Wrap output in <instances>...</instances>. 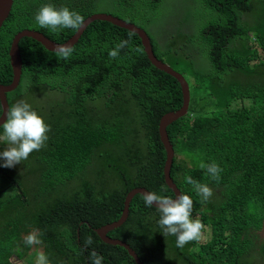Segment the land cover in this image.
Segmentation results:
<instances>
[{"label": "trees", "instance_id": "obj_1", "mask_svg": "<svg viewBox=\"0 0 264 264\" xmlns=\"http://www.w3.org/2000/svg\"><path fill=\"white\" fill-rule=\"evenodd\" d=\"M169 1L15 0L13 7L67 6L84 22L104 9L150 33L157 57L189 83L188 111L167 126L175 152L172 177L181 192L192 197V217L212 229V241L197 253L196 241L180 248L173 240L175 258L169 250L151 258L143 248L159 230V214L137 193L130 206L135 234L126 243L145 264H257L255 233L264 227V0H185V12L178 17L176 13V20L184 16L185 21L180 18L177 23L187 29L165 36L162 47L149 30L164 20ZM31 15L24 13L20 22L7 19L0 29L2 84L14 81L11 49L18 32L35 30L63 44L80 29L44 30ZM129 33L96 21L67 60L32 38L21 40L23 78L8 94L10 107L27 98L50 125L45 145L31 156L40 155L34 173L41 172L49 186L37 191L40 203L24 217L21 233L26 237L38 231L50 264H92L93 250L103 258L102 264H136L126 249L106 245L94 229L121 216L126 196L139 186L152 191L164 185L167 192L159 194L176 197L164 179L167 154L159 122L166 112L182 107L181 86L150 61L134 33L117 58L109 57ZM136 46L143 51H134ZM50 90L59 95L58 106L44 100L41 91ZM3 111L0 99V115ZM128 136L134 145L128 146ZM204 144L230 161L231 171L220 181L211 182V177L194 171ZM1 171L4 177L16 173L13 167ZM185 176L213 185L212 197L204 201ZM125 226L109 236L118 239ZM22 235L13 247L16 251L0 264H34L33 246L25 244ZM258 253L264 256V245Z\"/></svg>", "mask_w": 264, "mask_h": 264}, {"label": "clouds", "instance_id": "obj_2", "mask_svg": "<svg viewBox=\"0 0 264 264\" xmlns=\"http://www.w3.org/2000/svg\"><path fill=\"white\" fill-rule=\"evenodd\" d=\"M14 1L15 0H12V2L7 5L9 6L8 12H5L1 10L0 8V23L2 24L0 26V29L7 19H13L14 21L20 22L22 20L24 13L26 15L28 13H31L32 14L31 19H35V22L39 25L41 29L51 30L52 32H55V33H59L60 31H66V29L68 28L78 30L85 23L84 17L79 12L71 10L67 6L59 7L53 4H45L42 6L39 4V5L31 6L30 8H25L20 5H15L13 7ZM3 2L4 0H0V5L3 4ZM169 2L164 7L165 16L162 22H165L167 18V15L169 12ZM181 11L182 10L177 12V17L182 15L185 12V11H182L183 13L180 14ZM179 19L180 18L175 20L174 24L177 23ZM127 23H131V22H127ZM131 24H134V23H131ZM152 29L155 30V28H152ZM25 30L35 31L31 29L21 30L13 37L14 41L16 37ZM35 32H38V31H35ZM38 33L43 34L41 32H38ZM148 34L151 37L149 32ZM160 37H165V36L161 35ZM28 38H31V37H28ZM131 39H132V33H129L128 39L120 41L115 46V48L109 51L108 53L109 57L112 59L117 58L119 55L120 49L127 46ZM51 41L57 46L53 50V53L56 57H58L59 59H65V60L71 57L74 50L71 46L67 45L69 41L63 44L56 43L53 40ZM152 43H153V40H152ZM153 46H154V43H153ZM133 50L138 53L143 51V49L139 46H136ZM144 53L147 54V51H145V48H144ZM11 62H12V58H11ZM22 78H23V75H22ZM14 80H15V77H14ZM2 85H5V84H2ZM5 86H9V85H5ZM20 86H21V83H20ZM183 103H184V100H183ZM0 127H2L3 129V130L0 129V143L7 144V147L2 152H0V158H2L4 161L2 166L5 168L14 167L16 164H19L22 161L27 160L29 155L33 151L40 150L45 145V142L48 139L47 133L50 131V125L46 123L45 117L43 118L41 114H39L36 110H34V108H32L29 103L23 100H20L16 102L13 106L9 107L7 114H6V120L5 122H3L2 125H0ZM204 146H205V151H204V154L202 155L201 162L199 166L194 169V171L199 176L207 175L211 177V182L220 181L222 175H226L227 173L231 171L230 161L218 149L212 148L211 144H204ZM174 156H175V152H174ZM184 157L186 158L184 159V161H187V166L189 167V160L186 156ZM165 165H166V162H165ZM172 169H173V166H172ZM172 169H171V177H172ZM164 170H165V166H164ZM16 177L18 178L20 176L16 174ZM164 179H165V174H164ZM184 179L186 183L191 184L194 187L197 195L201 196L204 201H207L212 197L213 191H214L213 185L212 187H209L208 184H203L206 182H203L197 179L199 182L198 183L197 181L193 180L191 176H185ZM165 183H166V180H165ZM166 185L168 186L167 183ZM138 188H142L145 191V193L142 196V199L145 205L148 207L154 206L155 208H157V211L159 214L158 216L159 230L157 234L153 238H151L148 241L147 245H145V247L143 248V251L147 253L151 258H155V256L162 257L165 250L166 251L169 250V244L172 245L173 240H176V245L177 247H180V248H183L187 243L191 241H196L197 248H199L197 249V251L200 250L202 247H205L209 244L208 243L206 245H202V240L208 235L210 228L205 227L199 217H192L193 199L190 195L183 194L178 187L177 188L179 189L180 194L179 195L175 194L176 197L159 194L160 192L161 193L167 192V188L164 185L161 186L160 189H156V190L152 189V191L148 190L147 188H144L143 186H139ZM138 188H135V189H138ZM169 189L172 191L170 187ZM121 216L117 217L115 220L111 221L108 224H111L114 221H117L118 219H120ZM125 224H126L125 230L123 234L119 236L118 239H113L109 236L110 233L116 232V230L122 228ZM106 225H103V226H106ZM120 228H117L113 230V232H110L108 234V237L111 238L112 240H117V241L124 243L125 247H122V248L128 251L129 255L134 259L136 264H138V262H140V264H145L142 261L139 253L135 249H133L129 244L126 243L127 241L131 240L135 234V224H134L133 216L130 213V209H129V215H128L126 222ZM97 229H94L95 234H96ZM157 235H159V239L156 238ZM24 243L29 246H33V247L35 246L34 252H37L36 245H39L42 243V240L40 239V234L38 233V231L34 230L30 232L24 238ZM91 243H92V240L89 237V239L86 241V244L90 245ZM110 246H113V245H110ZM135 246L138 249H140L139 245H135ZM114 247H119V246H114ZM131 251L133 255L131 254ZM90 258L92 260V264H102L103 258L96 251L93 250L90 253ZM35 264H50L47 255L43 251L38 252L36 256Z\"/></svg>", "mask_w": 264, "mask_h": 264}, {"label": "rangeland", "instance_id": "obj_3", "mask_svg": "<svg viewBox=\"0 0 264 264\" xmlns=\"http://www.w3.org/2000/svg\"><path fill=\"white\" fill-rule=\"evenodd\" d=\"M184 3L185 0H171L169 2V12L165 22L159 23L155 27V30H149L151 34L160 41L162 47L164 46V37H160L158 33L163 36L174 37L178 29H187L186 25H183L182 27L181 25H178V23L174 24L176 20V13L182 9ZM102 10L103 13H107V10ZM182 13L183 12L181 11L180 14ZM180 18H182L183 22L185 21L184 16H181ZM163 51H166V48L163 49ZM41 93L43 94L44 100L46 99L47 104H50L52 106L59 105V95L56 94L54 90L46 91L45 94L41 91ZM23 101H26L32 107V104L29 99L24 98ZM128 126L133 125L129 124ZM127 140L128 146L135 144V140L132 136H128ZM3 150L4 148L0 144V152H2ZM34 154H36V152L33 151L28 157L29 160H24L13 167L16 174L21 177L20 179H18L12 173V177L3 176V171H1V168H7L2 166L4 161L2 158H0V259L2 261H7V257L10 256L12 252L16 251V249H13V247L15 245L16 240L19 239L22 235L21 225L23 223V219L28 214L30 209L33 208L34 205L40 203L41 196L37 194V191L45 189L49 186L47 181H45L44 178L41 176V172L34 173V170L37 169L39 166L40 158L39 154L32 158L31 156ZM183 159L186 158L183 156ZM43 165L46 167L45 163H43ZM12 180H14L15 182H12ZM4 190L7 191L4 192ZM255 236V244L258 248H256L253 254H255V258L258 257L259 264H264V256H261L258 253L259 247L264 245V227L263 229L259 230V232H256ZM22 237L24 242L25 235H22ZM211 241L212 229L209 230L208 235L202 240V245H206ZM44 249V245H39L37 248V253L40 251L45 252ZM198 252H200V250H198L197 253ZM169 256L175 258V253L173 252V246H171V244H169ZM33 257L34 258L32 260L35 264L36 254H33Z\"/></svg>", "mask_w": 264, "mask_h": 264}, {"label": "water", "instance_id": "obj_4", "mask_svg": "<svg viewBox=\"0 0 264 264\" xmlns=\"http://www.w3.org/2000/svg\"><path fill=\"white\" fill-rule=\"evenodd\" d=\"M11 2L12 0H4L3 4L0 5L1 10L8 12L9 6L7 5L10 4ZM96 21H105L119 28L126 29L132 33H136L141 38L143 46L145 48V51H147L150 61L159 70L175 78L181 86V91H182L183 100H184L182 107L177 110H173V111L165 113L164 115H162L160 122H159L160 136H161L162 142L167 152V161H166L165 170H164L165 180L168 186L172 189V191L175 192L176 195H179L180 191L171 177V169H172L173 160H174V149L169 139L167 126L172 121L176 120L180 116H183L188 111L189 103H190L189 84L186 78L181 73L174 70L169 64L165 63L163 60L159 59L156 56L154 46L152 43V39L149 36L147 31L137 27L134 24L127 23L126 21L120 18L114 17L108 13H97L91 16L90 18H88L85 21V23L82 25V27L79 29V31L72 37V39L69 41L67 45L74 47L81 40V38L85 34L88 27ZM1 25L2 24L0 23V26ZM25 37H31V38L36 39L38 42H40L50 51H53L57 47L51 40H49L43 34H40L35 31L25 30L16 37L13 43V46H12V51H11L12 66H13V70L15 74L14 83L9 86H5L0 83V98L2 99L3 109H4L3 114L0 116V125H2L3 122H5L6 114L10 107L7 94L19 88L21 80H22L24 61H23L22 53L20 49V42ZM137 193L144 194L145 191L142 188L132 190L126 197L125 207H124V210H123V213L120 219L96 230L97 236L104 243L108 245H113V246L125 247L124 243L117 241V240H112L111 238L108 237V234L110 232H113V230L120 228L126 222L128 215H129V209L131 206V202ZM131 254L133 255L132 251H131ZM138 264H140V262H138Z\"/></svg>", "mask_w": 264, "mask_h": 264}, {"label": "crops", "instance_id": "obj_5", "mask_svg": "<svg viewBox=\"0 0 264 264\" xmlns=\"http://www.w3.org/2000/svg\"><path fill=\"white\" fill-rule=\"evenodd\" d=\"M34 248L35 246L33 247V250L30 252V255L33 257V254H34Z\"/></svg>", "mask_w": 264, "mask_h": 264}]
</instances>
